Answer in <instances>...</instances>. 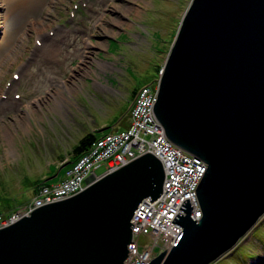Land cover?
I'll use <instances>...</instances> for the list:
<instances>
[{
	"label": "water",
	"instance_id": "water-1",
	"mask_svg": "<svg viewBox=\"0 0 264 264\" xmlns=\"http://www.w3.org/2000/svg\"><path fill=\"white\" fill-rule=\"evenodd\" d=\"M163 66L153 113L207 167L200 216L186 198L173 219L180 235L149 264H210L264 216V0H190ZM164 181L146 152L38 206L0 227V264H127L133 215Z\"/></svg>",
	"mask_w": 264,
	"mask_h": 264
},
{
	"label": "rangeland",
	"instance_id": "rangeland-1",
	"mask_svg": "<svg viewBox=\"0 0 264 264\" xmlns=\"http://www.w3.org/2000/svg\"><path fill=\"white\" fill-rule=\"evenodd\" d=\"M27 3L0 0L4 217L12 213L9 208L32 198L33 186L52 173L60 154V166L73 159L72 150L83 136L104 127L105 131L128 127L132 90L153 80L190 0ZM21 6L25 8L20 20L10 18ZM46 49L53 54H46ZM56 92L65 98L61 105ZM7 132L13 135L12 145ZM103 169L98 166L96 173ZM210 264H264V216L233 249Z\"/></svg>",
	"mask_w": 264,
	"mask_h": 264
},
{
	"label": "built area",
	"instance_id": "built-area-1",
	"mask_svg": "<svg viewBox=\"0 0 264 264\" xmlns=\"http://www.w3.org/2000/svg\"><path fill=\"white\" fill-rule=\"evenodd\" d=\"M162 66L163 63L158 71L160 74ZM158 80L159 77L138 87L131 103L129 127L99 133L88 150L71 161L58 180L41 184L31 199L9 215L1 214L0 227L38 206L72 196L136 157L153 152L164 165L163 192L152 202L146 198L133 215V239L128 244L125 263L149 264L152 258L171 247L181 232V226L173 219L178 212L185 213L180 206L186 198L193 206V215L200 216L197 187L207 166L202 158L175 145L155 117L153 108L158 96ZM98 166L104 167L100 174L96 173Z\"/></svg>",
	"mask_w": 264,
	"mask_h": 264
},
{
	"label": "trees",
	"instance_id": "trees-1",
	"mask_svg": "<svg viewBox=\"0 0 264 264\" xmlns=\"http://www.w3.org/2000/svg\"><path fill=\"white\" fill-rule=\"evenodd\" d=\"M161 67V64H158L156 66V70L159 71L158 69ZM138 87L136 88V91H137ZM99 132L98 131H91L89 132L88 134H86L85 136H83L79 142L75 145L74 149L72 150L73 151V159L71 161H74L78 156H80L81 154H83L84 152H86L88 150V148L91 146V144L93 143V141L99 136ZM70 161V162H71ZM71 165L70 164H67L64 168H63V171L65 173L66 169ZM56 172L55 171H52V174H54ZM64 173L62 175H64ZM62 175L59 174V176L61 177ZM57 177L55 179H52L50 181H44L42 179L38 180L37 183L35 184V189L37 190V188L41 185V184H50L51 182H54L56 180H58L60 177ZM35 190V191H36ZM13 210V209H12ZM11 210V211H12ZM10 212L6 213V214H9Z\"/></svg>",
	"mask_w": 264,
	"mask_h": 264
},
{
	"label": "bare ground",
	"instance_id": "bare-ground-1",
	"mask_svg": "<svg viewBox=\"0 0 264 264\" xmlns=\"http://www.w3.org/2000/svg\"><path fill=\"white\" fill-rule=\"evenodd\" d=\"M18 1H19V3H21V5H25V6L28 4L27 2H29V0H25V1H24V0H18ZM23 1H24V2H23ZM34 1L39 3L40 0H34ZM22 2H23V3H22ZM22 8H25V7H23V6L19 7V10H18V11H17V10H14V11L12 10L11 15H10V16H11L10 18H14V19L18 18V20H20V18H21V17H20V14H21V12H22ZM18 20H17V21H18ZM17 21H16V22H17ZM45 53H46V54H49V55H52V54H53V50H51V49H46V50H45ZM101 63H102V61H101ZM163 67H164V66H162V71H163ZM158 70H160V68H159ZM2 71H3V68H2ZM2 71H1V72H2ZM158 74H160V72L157 71L156 74H155L156 78H158V77L160 78V76H158ZM160 75H161V74H160ZM156 78L153 77L152 82H153ZM152 82L149 81L148 83H152ZM132 91H133V92L135 91L134 94H136V89H135V88H134V90H132ZM56 95H57V96H55V100H57L58 102H60V105H61V104L63 103V101H64L65 98H64V99H63V98H60V97H59V92H56ZM61 97H63V96H61ZM133 98H135V96H134ZM132 102H133V100H132ZM130 108H131V107H130ZM129 115H130V113H129ZM129 125H130V123H129ZM129 125H128V127H129ZM12 138H13L12 133L7 132L6 139H7V141H8V144L10 143V144L12 145ZM7 158H8V157H7ZM179 235H180V234H179ZM179 235H178V236H179ZM177 238H178V237H177ZM177 238H176V239H177Z\"/></svg>",
	"mask_w": 264,
	"mask_h": 264
},
{
	"label": "crops",
	"instance_id": "crops-1",
	"mask_svg": "<svg viewBox=\"0 0 264 264\" xmlns=\"http://www.w3.org/2000/svg\"><path fill=\"white\" fill-rule=\"evenodd\" d=\"M129 123H130V118H129V122H128V125H129ZM63 159V156L61 157V154H60V160H57V158L55 159V160H57V161H54L55 162V164H56V166L57 167H55V169H52L51 171H55L56 170V172L54 173V174H56V173H58V176H59V174L60 175H62L63 173H64V171H63V168L65 167V166H60V165H58L60 162H61V160ZM59 162V163H58ZM71 162H69L68 164H70ZM49 168H51V166H49ZM54 174H48L47 176H45V177H42L41 179L42 180H44V181H50V180H46L48 177H50V176H52V175H54ZM60 177V176H59ZM40 180V179H39ZM52 180V179H51ZM35 186H33V188H32V195L31 196H33V194L35 193ZM23 203H20L19 204V206L20 205H22ZM19 206H17V207H19ZM16 207V208H17ZM12 210V208H9L7 211H11ZM7 211H5V212H7ZM0 213H2V212H0Z\"/></svg>",
	"mask_w": 264,
	"mask_h": 264
},
{
	"label": "flooded vegetation",
	"instance_id": "flooded-vegetation-1",
	"mask_svg": "<svg viewBox=\"0 0 264 264\" xmlns=\"http://www.w3.org/2000/svg\"><path fill=\"white\" fill-rule=\"evenodd\" d=\"M134 93H135V91H134ZM135 95V94H134Z\"/></svg>",
	"mask_w": 264,
	"mask_h": 264
}]
</instances>
